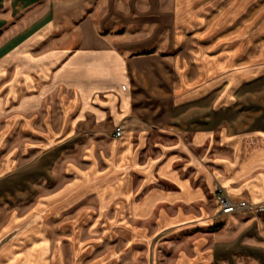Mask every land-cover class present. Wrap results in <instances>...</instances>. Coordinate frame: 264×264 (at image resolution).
I'll list each match as a JSON object with an SVG mask.
<instances>
[{"label":"crops","instance_id":"crops-1","mask_svg":"<svg viewBox=\"0 0 264 264\" xmlns=\"http://www.w3.org/2000/svg\"><path fill=\"white\" fill-rule=\"evenodd\" d=\"M262 2L150 0L148 32L147 0H107L0 49V200L36 199L33 264L242 262L216 188L264 201Z\"/></svg>","mask_w":264,"mask_h":264},{"label":"rangeland","instance_id":"rangeland-1","mask_svg":"<svg viewBox=\"0 0 264 264\" xmlns=\"http://www.w3.org/2000/svg\"><path fill=\"white\" fill-rule=\"evenodd\" d=\"M147 1V21L143 27L148 32H152L155 27L151 17L153 9L149 8L150 0ZM106 8L107 0H0V49L6 47L13 38L20 36L49 16L80 18L91 10H94L97 15L103 14ZM129 10L134 11L133 7L129 8ZM255 28H257L258 34L256 44L259 49V54L256 58L261 62L264 61V2L260 5L258 23ZM168 44L169 38L164 37V47L162 49L167 50ZM69 158H75L73 152ZM60 170V165L52 168V171L56 172L54 182L50 187L37 184V194H41L46 190H54L59 186L64 180L61 177L59 179ZM36 208V199L25 200L19 202V204H11V202L0 200V264H33L32 262H36L39 259L38 249H33L37 244L32 241V237L41 235L37 229L40 228L42 218L39 217V210ZM14 215L19 217V223L18 220L17 222L15 220L16 223L11 222V220L14 221ZM227 216L232 220V223L228 226L230 229L228 236L234 233L231 240L240 238L245 241L243 247L231 249L236 254L242 255V262L227 264H264V223L260 224L263 228L262 233L247 237L245 230L240 233V230L235 231L237 227L240 228L244 218H233V215Z\"/></svg>","mask_w":264,"mask_h":264},{"label":"built area","instance_id":"built-area-1","mask_svg":"<svg viewBox=\"0 0 264 264\" xmlns=\"http://www.w3.org/2000/svg\"><path fill=\"white\" fill-rule=\"evenodd\" d=\"M121 133L122 127L120 125L115 126L113 136L119 137ZM216 201L219 212L225 216L242 213L256 214L264 212V201L252 202L243 197H234L220 185L216 188Z\"/></svg>","mask_w":264,"mask_h":264}]
</instances>
